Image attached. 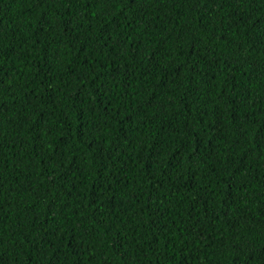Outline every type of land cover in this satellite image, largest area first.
Listing matches in <instances>:
<instances>
[{
  "label": "trees",
  "instance_id": "1",
  "mask_svg": "<svg viewBox=\"0 0 264 264\" xmlns=\"http://www.w3.org/2000/svg\"><path fill=\"white\" fill-rule=\"evenodd\" d=\"M0 264H264V0H0Z\"/></svg>",
  "mask_w": 264,
  "mask_h": 264
}]
</instances>
